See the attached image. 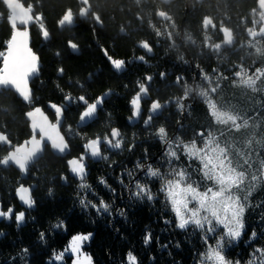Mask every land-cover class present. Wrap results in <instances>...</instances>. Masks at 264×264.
Wrapping results in <instances>:
<instances>
[{
	"label": "trees",
	"instance_id": "16d2710c",
	"mask_svg": "<svg viewBox=\"0 0 264 264\" xmlns=\"http://www.w3.org/2000/svg\"><path fill=\"white\" fill-rule=\"evenodd\" d=\"M19 1L27 10H31L36 20L29 32L31 47L39 57L40 69L30 86V104L11 90L0 92V132H4L12 141V146L0 144V157L7 155L12 147L30 139V119L25 115L28 111L40 107L55 123L51 103L66 106L65 127L61 134L67 137L71 154L58 157L48 145L45 146L44 154L29 166L25 178L15 167L0 166V205L5 210L13 206L15 212L24 211L26 214L25 225L21 227L15 221V213L11 219L3 218L0 221V234L4 235L0 239V264H49L53 253L66 249L74 235L89 233L93 238L86 251L94 264H128L129 252L136 257L137 264H201L202 254L209 245L215 246L218 236L210 235L206 244L199 230L176 228L175 216L170 206L165 207L164 194L159 191L161 180L146 179L144 170L138 169L136 164H151L161 173H167V145L156 134L161 126L165 127L168 140L172 142L179 139L190 143L195 139L197 146H201L203 140L196 135L201 131L205 136L211 131L225 144L237 138H241L244 144L252 141L253 149L260 152V158H264V126H261L264 102L257 108L250 107L247 100L256 95L243 88L239 78L234 75L241 66L249 75L254 74L256 68H264V39L246 38L248 27L253 24L251 15L258 10V0H206L202 6L196 0H178L171 5L175 13L174 22L163 29L158 24L165 23L162 20L166 19L162 15L159 17V14L166 13L168 5L159 0H87V4L80 0ZM189 7L193 8L191 12H188ZM69 12L74 22L71 26H61L59 22ZM9 15L6 4L0 2V52L5 53L7 42L13 34ZM217 17L224 18L226 27L234 32L242 31L240 34L245 39L234 49H228L225 75L219 70L220 57L217 54L213 58L205 55L217 42L222 41V37L220 40L212 38L204 27L207 19L219 22L215 19ZM45 29L49 39L42 36ZM168 32L174 33L172 38ZM187 34L195 38L186 39ZM70 40L78 45L79 55L71 51ZM141 41H147L157 49V62L153 65L144 64L138 59L144 56L141 52L143 48L139 47ZM105 51L113 59L126 62L124 72L118 73L114 69ZM200 52L205 54L200 56ZM2 64L3 58L0 57V67ZM205 67L207 70L203 69ZM214 69L217 70L215 74ZM162 72L165 79L160 76ZM202 73L213 79L211 85H222L223 109L229 110L240 100L244 101L248 114L254 113L247 128L237 132L230 130V125L215 122L206 102L199 95L200 89L211 88L204 83ZM182 75L187 80L177 86L176 78ZM147 76H152V85L157 86L151 91L153 100L168 107L162 110L159 117H153L151 125L146 127L144 120L151 108L150 102L145 106L144 118L141 116L142 120L137 124L130 123L129 118L132 113L130 99L138 91V81L149 85L145 79ZM184 82L193 89L187 98H184L187 87ZM106 93H110V97L105 104L102 103L104 108L99 118L84 128H77L79 115L84 108L78 97L84 95L89 102H94ZM69 94L74 104L71 107L65 101V96ZM209 94L214 96L210 91ZM178 99H182L183 111L177 107ZM261 99L264 101V97ZM69 126L73 134H69ZM112 128L119 129L121 133V149L108 151L102 143V154L108 157L107 160L95 162L86 157L88 170L84 183L90 187L81 189V181L71 175L67 160L80 157L87 139L110 136ZM234 141L230 145L233 146L235 162L239 159L236 149L246 150L244 144L238 148ZM176 150L180 159L174 164L187 169L192 173L193 180L203 185L200 174L193 172L199 167V162L189 161L182 146ZM258 167V163L254 164V168ZM129 171L133 173L131 182L127 175ZM62 176H66L67 180H61ZM101 178L110 187L102 185ZM121 179L129 188H133L135 179L146 182L154 200L130 203L129 190L121 185ZM21 184L33 190L35 209L26 211L19 203L16 189ZM34 185L37 186L36 190L32 189ZM110 189H115V193ZM81 198L97 205L103 199L111 206V215L97 214L91 207H82L79 203ZM249 202L253 207L245 212L243 236L231 246H225L224 255L233 264H250L254 260L255 264H259L260 254L255 250L264 249V228L261 227L264 220L260 219L264 215V184L252 192ZM119 210H124L126 216H120ZM165 220L171 223L165 224ZM61 222L63 226L56 227ZM219 231L222 232V229ZM253 231L257 232L254 239L251 237ZM41 232L45 233L44 239H41ZM149 232L152 239L145 245L144 237ZM68 259L66 264H71L72 258Z\"/></svg>",
	"mask_w": 264,
	"mask_h": 264
},
{
	"label": "snow or ice",
	"instance_id": "6c2138e0",
	"mask_svg": "<svg viewBox=\"0 0 264 264\" xmlns=\"http://www.w3.org/2000/svg\"><path fill=\"white\" fill-rule=\"evenodd\" d=\"M5 4V0H0ZM258 4H264V0H258ZM7 6V5H6ZM8 7V6H7ZM10 23L13 27V34L11 39L7 42V52H0V57L3 58L2 67H0V89L12 88L16 93L27 103L32 102V93L29 87V79L37 75L39 72V57L33 52L29 46L30 33L28 31V23L33 22L30 18H25L23 9H9ZM31 11L30 9L28 10ZM18 18V19H17ZM16 20V23L12 21ZM68 21L71 26V13L69 12L59 23L64 25ZM17 22L23 27V30L17 28ZM211 23L205 20L204 27L207 28ZM224 42L231 44L232 35L228 30H223ZM159 35V34H157ZM264 37V29H260L259 33H252V36ZM42 36L47 39V30L42 31ZM69 47L73 50L78 48L71 40ZM139 47L145 49L148 53L152 52V47L149 42L141 41ZM220 45H216L219 49ZM105 55L112 64L115 70L124 69L126 62L121 59H113L110 55ZM138 59L145 62V56H140ZM183 59V57H181ZM62 72L63 69H60ZM216 69L213 73H216ZM203 79L212 83L208 74H204ZM236 78H239V84L256 91L257 81L264 77V68H256L255 73L249 75L247 70L241 66L238 71L234 73ZM161 78L165 77V73H160ZM221 77H217L220 79ZM227 79V77H222ZM146 81L151 82L152 76H147ZM183 77L178 76L176 83L180 84ZM219 84L211 87L210 90L200 89L199 95L204 98L210 115L219 125H230V130L240 131L241 128H247L249 120L242 118L238 114H234L229 110H222L217 103L211 98V93H216ZM193 92L190 87H185L184 98ZM149 87L145 82L138 81V91L130 99V107L132 109L130 123H135L136 118L141 115L142 98L147 97ZM110 93H106L103 97H98L94 102H89L88 99L81 95L78 101L85 106L79 115V123L77 127L84 125L86 121H91L96 117L98 107L102 106L104 99ZM73 98L69 95L65 96V101L71 102ZM177 107L183 111L184 104L182 99L176 101ZM65 105L50 104V108L54 109L56 121L52 123L48 116L40 107H35L28 111L25 115L30 119V128L32 135L29 140L12 147V150L7 155L0 157V166H9L10 164L18 167L21 173L26 174L29 166L33 164L44 151L45 142L50 143V146L58 154H64L69 150V143L65 136L60 132ZM167 104H161L158 100L151 103V108L147 119L144 120V125L150 126L154 115H159L161 110L167 108ZM69 134H73L71 126L68 128ZM38 134V135H37ZM160 141L167 145L165 152L166 163L168 165L167 173H161L158 168H154L151 164H142L137 162L136 167L144 170L145 178H159L161 180V187L159 191L164 194L165 207L170 206L171 212L176 219V228L187 231L189 228L199 230L202 233V239L207 244L210 235L218 236L215 246L209 245L207 251L202 254L201 264H231V261L226 260L224 255L225 246H231L233 243L239 241L245 229L244 216L248 208L253 207L249 202V197L252 192L261 184H264V158H260V152L252 147V141H248L245 145L246 151L236 149V156L239 158L234 162L233 146L230 144L221 145L217 137L209 131L205 136L203 131L196 135L203 140V146L197 147L196 140L193 139L190 143H184L177 139L172 142L168 140L165 127L158 128L156 133ZM107 146L108 151L118 150L122 147V137L119 129L112 128L109 135H104L103 138L97 136L93 139H87L83 144L84 152L79 158H72L67 160V166L70 172L81 181L80 188L87 189L90 186L84 183L86 175L85 159H93L96 161L107 160L108 157L102 154L101 144ZM0 144H7L12 146V141L9 140L8 135L0 132ZM182 146L184 154L189 161L196 160L199 162V167L193 169V172L200 174V180L203 185L197 180H193L192 173L184 167H179L174 164V161H179L180 157L177 154L178 148ZM131 147L129 150H131ZM259 165L254 168V164ZM130 182L133 178V173L128 172ZM61 180L66 181L67 177L62 176ZM100 183L105 187H110L107 182L101 178ZM121 185L129 190V202L144 201L149 202L154 200V195L146 182H141L135 179L133 188H129L124 180H120ZM35 187V186H32ZM134 189V190H133ZM115 193V189H110ZM51 193V190H50ZM16 195L23 205L31 209L35 201L31 196V189L21 184L16 189ZM79 203L84 208H93L97 214L107 213L111 215V206L103 199H100L99 204L91 201H86L81 198ZM259 206V205H257ZM15 213V221L20 226L25 221V212H15L13 206H9L6 210L0 206V218L11 219ZM118 214L122 217L126 216L124 210H119ZM261 220H264V215H261ZM165 224H170L171 221L165 220ZM63 224H58L56 227H62ZM264 228V225H261ZM222 229V232L219 230ZM91 233L87 235L77 234L71 238L69 247L65 252L71 253L77 258L73 260V264H91L90 258H85L84 261L80 259L81 247L83 242L88 241ZM41 239H44L45 233H40ZM257 232L253 231L251 237L254 239ZM152 235L147 233L144 237V244L151 242ZM178 246V245H177ZM27 252V249L24 250ZM256 253H259V264H264V249L257 248ZM64 252L54 256L56 261H62ZM128 264H137L136 257L129 252L127 255ZM51 264V261L49 262ZM255 264V260L250 262Z\"/></svg>",
	"mask_w": 264,
	"mask_h": 264
},
{
	"label": "rangeland",
	"instance_id": "374dc122",
	"mask_svg": "<svg viewBox=\"0 0 264 264\" xmlns=\"http://www.w3.org/2000/svg\"><path fill=\"white\" fill-rule=\"evenodd\" d=\"M198 1V2H197ZM20 2V1H19ZM85 2H87V0H84V3ZM175 2H178V0H176V1H174V3ZM196 2L198 3V4H203L204 2H206V0H196ZM21 3V2H20ZM264 5V4H263ZM262 5V10L264 11V6ZM26 9V8H25ZM189 11L188 12H191L193 9H192V7H189V9H188ZM259 10H261L260 8H259ZM261 10V11H262ZM27 11V10H26ZM258 11V10H257ZM258 11L259 12V15L261 14V15H263V18L261 19V21H260V23H262V25H260V29H263V22H264V12L262 11ZM162 18H164V16H162ZM215 19H217V21L218 20H220L219 21V25L218 26H216V28L214 27V29H215V32H216V34H220V35H222L223 37H224V35H225V33H224V31L223 30H228L230 33H231V35H232V42H231V44H226L225 43V45L227 46V48H232L234 45H235V43H233V32H231L232 31V29H230V28H228V27H226V25H225V23H226V20L224 19V18H222V17H220V19H218V17L217 18H215ZM97 20H98V24H100L101 22L99 21V19L97 18ZM208 21H210L211 23H209L208 24V26H207V28H206V30H209V27L211 26V24H212V20H211V18L210 19H207ZM71 22L73 23L74 22V17H72L71 16ZM71 23V24H72ZM66 24H68V21H66ZM13 28V27H12ZM260 29H259V31H260ZM259 31H257V32H254V33H259ZM214 32V33H215ZM261 38H263V37H259L258 35H257V37H253L252 36V34L250 35V39L251 40H260ZM245 39H243L242 41H244ZM241 41V42H242ZM243 45H244V42H243ZM76 51H77V55H79L80 54V51H79V49L77 48L76 49ZM125 69V68H124ZM123 69V70H124ZM121 72H123V71H121ZM37 76L38 75H36V76H34V77H32V78H30V80H29V84H30V86H31V84H32V82H34V79H36L37 78ZM243 86V88H245V89H248L250 92H252L254 95H256V96H254L253 98H251V99H248L247 100V103H249L251 106L250 107H254V108H257V106L258 105H262L263 104V100L261 99V97L263 98L264 97V83H262V77L257 81V84H256V91H253L252 89H250V88H247L246 86H244V85H242ZM31 88V87H30ZM31 93H32V91H31ZM109 96L110 95H108L107 96V98L106 99H104V101H103V104H105L104 102H105V100H107L108 98H109ZM148 97V96H147ZM147 97H145V98H147ZM144 98H142V100H143ZM215 101V100H214ZM216 103H217V105H218V107H220L222 110H226V109H223L222 107L224 106V103H225V101H222V102H220V100L219 101H215ZM244 102V101H243ZM243 102H241L240 100L237 102V104L236 105H234V106H230V109H229V111H232L234 114H238V115H240L242 118H245V119H248L249 120V123H250V119H252V117H250V116H253V114H248V109H246L247 107L243 104ZM81 103V105L83 106V107H85L84 105H83V103L82 102H80ZM223 105V106H222ZM68 106H74V104L72 103V101L71 102H68ZM104 107L103 106H100V107H98V110H97V113H96V117L94 118V119H92L91 121H86L85 122V124L84 125H82V126H80L79 128H84V126L85 125H89V124H92L94 121H96L98 118H99V115H100V112L102 111V109H103ZM53 111H54V109H52ZM66 110V109H65ZM143 107H142V103H141V113H143ZM247 110V111H246ZM161 112H162V110H161ZM142 116V115H141ZM154 116H157V115H154ZM139 119H140V116L138 117V118H136V122L135 123H132L133 125H135V124H137L138 123V121H139ZM62 121H63V118H62ZM253 121H254V119H253ZM255 122H257V121H255ZM261 126H264V117L262 118V123H261ZM65 127V121H63V125H62V128H61V130H60V132L61 131H63L62 129ZM78 128V127H77ZM243 128H241L240 130H242ZM251 130V129H250ZM244 137V136H243ZM247 137V136H246ZM253 137L255 138V135H253ZM65 138H67L66 136H65ZM218 140H219V142L221 143V145L222 146H224L225 145V143H223V141L220 139V138H217ZM246 139V138H245ZM233 141L234 140H231L230 142H229V140L227 141L228 142V144H232L233 143ZM234 143H235V145L238 147V148H242V144H244V142L242 141V139L241 138H237V140L236 141H234ZM248 142H246L245 144H244V149L246 150V148H245V145L247 144ZM203 145H201V146H197V147H202ZM70 148V147H69ZM77 158V157H76ZM234 158V157H233ZM70 159H72L71 157H70ZM234 160H235V158H234ZM86 161V160H85ZM86 168H87V166H86ZM87 170L88 169H86V173H87ZM74 176V175H73ZM25 177H27V173L26 174H24V178ZM75 177V176H74ZM79 179V178H78ZM35 186V185H34ZM32 189H34V190H36L37 189V186H35V187H33ZM1 206V205H0ZM14 215V214H13ZM3 218H0V221L2 220ZM243 233H244V231H243ZM243 233H242V235L241 236H243ZM4 237V235H1L0 234V239H2ZM92 238H93V235H91V237H90V239L88 240V241H85V242H83V244H82V247H81V253H82V255L80 256V259L82 260V261H84L85 260V258H90V261H91V264H94V261H93V259H92V257L87 253V251H86V246H88L90 243H91V240H92ZM70 244V243H69ZM69 247V245L66 247V249ZM61 252H64V257H63V260L62 261H56L55 259H54V256L55 255H58V254H60ZM59 251V253H53V255H52V260H50L51 262H55L56 264H66L67 262H69L68 260V258H72L70 261H71V264H73V260H75L77 257L76 256H74L72 253H71V251L69 250V251H67V252H65V249L64 250H62V251ZM226 257V256H225ZM226 260H228L227 258H226ZM231 264H233V263H231Z\"/></svg>",
	"mask_w": 264,
	"mask_h": 264
},
{
	"label": "flooded vegetation",
	"instance_id": "af4514ba",
	"mask_svg": "<svg viewBox=\"0 0 264 264\" xmlns=\"http://www.w3.org/2000/svg\"><path fill=\"white\" fill-rule=\"evenodd\" d=\"M198 2V1H197ZM176 3V2H175ZM172 4H174V2L173 3H171V5ZM171 5H168V7H167V11H166V13L165 12H160V14H159V17H161V15L162 16H164L165 15V17H164V19H166V20H162V21H165V23H161L160 22V20H159V22H160V24H158V27L159 28H161V29H163V27H165V26H167L168 24H170V23H173L174 21V16H175V13H174V10L172 9V6ZM198 5H200V6H202V3L201 4H198ZM193 9V8H192ZM258 11H261V10H259V5H258ZM258 11H256L254 14H252L251 15V19H252V21H253V24H251L249 27H248V31H247V36H246V38H248V39H250V35L252 34V33H254V32H257V31H259V29H260V25H262V23H260V21H261V19L263 18V15H259V12ZM262 12V11H261ZM168 19H167V18ZM211 20H212V24H211V26L209 27V30H207L206 31V33L207 34H209V33H211L212 35V38H214V39H217V40H220V37H222V41L221 42H217V44H219L220 45V48L219 49H216V46H214V48L213 49H211V50H209L208 52H206V54L205 53H203V52H200L199 53V55L200 56H203L204 54L205 55H207L208 56V58H213V57H215V54H217L218 56L217 57H220V59L222 60V62H221V66L219 67V70H220V73L222 74V75H225L226 73H227V68L225 67V64H226V59H227V53H228V49H234L236 46H238V44L243 40V35H241L240 33L242 32V31H240V32H234L233 30L231 31V32H233V43H235V45L232 47V48H227V46L225 45V42H224V37L222 36V35H220V34H216V32H215V29H214V27L216 28V26H218L220 23L219 22H216L214 19H212L211 18ZM165 33H166V29L164 28V30H163ZM215 32V33H214ZM169 33V36L172 38L173 37V32H168ZM210 36V35H209ZM191 38H193V36H191V35H189V34H187V36H186V39H191ZM195 38V37H194ZM193 38V39H194ZM240 38H242V40L240 39ZM261 39H264V37L263 38H261ZM251 40V39H250ZM142 50V49H141ZM142 53H144V56H145V62L147 63V65H153L154 63H156L157 62V55H158V51H157V49L155 48V47H152V52L151 53H148L145 49H143L142 51H141ZM160 58V57H159ZM145 62H143L144 64H145ZM206 65V64H205ZM188 66V65H187ZM204 66V65H203ZM209 66V65H208ZM207 66V67H208ZM209 68V67H208ZM129 68H127L126 70H128ZM203 69H205V70H207V68L205 67V68H203ZM211 69V68H210ZM202 71V69L200 70V72ZM181 77H183V80L185 81V80H187L186 79V77L185 76H181ZM203 77V76H202ZM166 78V76L164 77V79ZM163 79V80H164ZM205 81V80H204ZM211 81H212V83L214 82L213 81V79H211ZM185 83V85L187 86V87H190V84H188L187 82H184ZM205 84H208V85H210L211 87H215V86H213V85H211L208 81H205L204 82ZM176 85L177 86H179V84H177L176 83ZM148 87H149V93H148V97L147 98H145V97H143L144 99L142 100V107H143V109H144V112H143V114H142V119L144 118V115H145V106H147V103H152L154 100H153V95H152V93H151V91L154 89V88H157V86L155 85H152V82H149V85H148ZM182 88V87H181ZM155 90V89H154ZM195 95H197V93H194ZM216 94V95H215ZM222 94V85H219V87L217 88V92L216 93H214V96L213 95H210L211 96V98L213 99V100H215V101H219L220 100V102H222V100H223V97H224V95L222 96L221 95ZM192 97V96H191ZM203 100H204V98H203ZM205 101V100H204ZM165 109V108H164ZM164 109H162V110H164ZM150 111V110H149ZM165 111V110H164ZM149 114V113H148ZM142 119H140V120H142ZM146 119H147V116H146Z\"/></svg>",
	"mask_w": 264,
	"mask_h": 264
},
{
	"label": "water",
	"instance_id": "95a60500",
	"mask_svg": "<svg viewBox=\"0 0 264 264\" xmlns=\"http://www.w3.org/2000/svg\"><path fill=\"white\" fill-rule=\"evenodd\" d=\"M81 1V0H80ZM160 2H162V3H164V4H166V5H170L171 3H173L174 1H176V0H170V1H167L166 2V0H159ZM82 3H84V0L83 1H81ZM5 4L8 6V10L9 9H17V10H19V9H23L24 10V12H25V18L27 17V18H30L33 22L32 23H30V25L29 26H27L28 27V31H29V29L34 25V19H33V17H32V14H31V12H29L27 9H25V7L23 6V4L22 3H20L18 0H5ZM84 4H87V2H85ZM262 5L263 4H259V7H260V9L262 10ZM264 6V5H263ZM27 10V11H26ZM10 11V10H9ZM263 11V10H262ZM264 12V11H263ZM10 19H11V17H10ZM18 19V18H17ZM13 21H15L14 23H16V20H13ZM72 25V24H71ZM17 28L19 29V30H23V27L22 26H20L19 25V23L17 22ZM30 33V32H29ZM31 40V38L29 37V41ZM29 46H31L30 45V42H29ZM32 49V48H31ZM34 52V51H33ZM39 67H40V65H39ZM123 72H124V70H122ZM122 73V72H121ZM38 75V74H37ZM34 76H36V75H34ZM33 76V77H34ZM32 78V77H31ZM30 80V79H29ZM30 83V82H29ZM29 87H30V84H29ZM31 89V88H30ZM4 89H0V92H2ZM7 90H11V88L10 89H7ZM18 96H19V94L18 93H16ZM110 97V96H109ZM19 98L21 99V100H23L20 96H19ZM25 102V101H24ZM26 104H28L27 102H25ZM102 106H103V104H102ZM162 114V112L159 114V115H157V116H154V117H159L160 115ZM141 115H142V113H141ZM141 115H140V118H141ZM140 120V119H139ZM45 146H47V144H45ZM45 146H44V150H45ZM91 160H93V159H91ZM95 162H100L101 160H99V161H96V160H94ZM32 196V195H31Z\"/></svg>",
	"mask_w": 264,
	"mask_h": 264
},
{
	"label": "bare ground",
	"instance_id": "6f19581e",
	"mask_svg": "<svg viewBox=\"0 0 264 264\" xmlns=\"http://www.w3.org/2000/svg\"><path fill=\"white\" fill-rule=\"evenodd\" d=\"M19 1V0H18ZM81 1H83V0H81ZM167 1H170V0H166V2ZM164 4V3H163ZM171 5V4H170ZM260 8V7H259ZM24 16H25V12H24ZM27 18V17H26ZM13 23L15 22V21H12ZM34 22H36V20H34ZM40 22V21H39ZM30 23H32V22H30ZM30 23H28V26L30 25ZM64 25H69V24H66V21H65V23H64ZM263 26H264V22H263ZM263 29H264V27H263ZM47 39H49V35H48V37H47ZM30 42V45H32V40H30L29 41ZM31 47V46H30ZM32 48V47H31ZM33 50V49H32ZM71 51L74 53V54H77V51L76 50H73V49H71ZM7 52V51H6ZM39 65H40V61H39ZM39 69H40V67H39ZM123 70V69H122ZM122 70H119V71H117L118 73H121V71ZM33 77V76H32ZM7 89H10V88H6V89H4V90H7ZM11 91H13L15 94H16V92H15V90L14 89H12L11 88ZM63 121H65V116H64V114H63ZM63 121H62V123H61V126H60V130H61V128H62V125H63ZM38 135V134H37ZM45 144H47L50 148H51V146H50V143H48V142H45ZM3 145H6V144H3ZM45 146V145H44ZM51 150H52V152L56 155V156H58V157H62L63 155L64 156H68L69 154H71V150H70V148H69V150H67L66 151V153H64V154H58V153H56L55 152V150H53L52 148H51ZM44 154V151L40 154V156H39V158L34 162V163H36L41 157H42V155ZM33 163V164H34ZM9 166H11V167H15L16 169H18V167H16L15 165H12V164H10ZM19 170V169H18ZM20 171V170H19ZM70 172V171H69ZM71 173V172H70ZM71 175L73 176V174L71 173ZM32 193H33V190H31V195H32ZM19 200V199H18ZM19 203L23 206V208H24V210H33V209H35V206H33L31 209H29V208H27V206L26 205H23L22 204V202L19 200ZM25 221H26V214H25ZM25 221L22 223V224H20V227L21 226H24L25 225Z\"/></svg>",
	"mask_w": 264,
	"mask_h": 264
}]
</instances>
